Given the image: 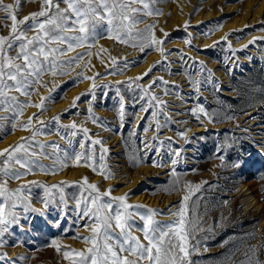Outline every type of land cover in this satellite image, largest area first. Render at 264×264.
Here are the masks:
<instances>
[{
	"label": "rangeland",
	"instance_id": "rangeland-1",
	"mask_svg": "<svg viewBox=\"0 0 264 264\" xmlns=\"http://www.w3.org/2000/svg\"><path fill=\"white\" fill-rule=\"evenodd\" d=\"M2 3L15 6L16 0ZM40 8L41 0H21L14 14L22 20ZM151 8L162 14H138L143 22L133 31L155 25L151 34L162 44L141 51V38L124 44L101 34L90 47L76 48L60 57L68 61L83 54L81 60L59 69L66 74L43 75L30 99L12 93L30 104H41L42 97L48 98L43 101V111L29 106L18 117L0 112V116L8 117L0 120V150L10 149L22 137L30 138L36 132L31 150L40 151L37 142L48 145L54 141L61 150L57 155L63 159L65 150L69 156L85 151L79 147L84 138L81 128H87L91 139L103 141L102 147L107 149L101 161V146H95L96 171L75 166L72 160L61 169L58 163L54 165L55 157L38 155L32 159L50 169L54 166V174L36 168L18 180L8 179L10 190L27 186L23 195L39 211L30 212L28 219L20 221L23 227L13 226L6 234L0 253H7L8 259L0 260V264H8L13 258L16 264H71L63 252L84 250L88 245L83 237L91 234L73 211V196L81 190L77 182L85 177L102 192L111 189L113 197L127 193V203L142 205V212L156 210L154 218L163 223L178 219L172 213L188 195L187 218L204 229L189 240L190 250L200 241L198 251L190 254L192 264H240L245 260L244 253L253 246L264 264V0H156ZM8 15L0 11V36L10 34L12 21L5 18ZM226 35L225 41L222 38ZM148 36L145 32L144 37ZM189 37L191 45L185 43ZM132 43L137 46H130ZM202 66L211 71L213 81H207L208 72L202 71ZM146 72L148 75H144ZM141 76L143 79L136 81ZM153 80L157 83L145 100H140L141 89ZM196 81L201 83L197 85ZM151 96L158 97L160 103L152 101L153 107H149ZM200 107L209 115L215 113L213 122L199 112ZM153 111L156 116H152ZM29 117L33 121L25 129L22 125ZM73 122L79 126L77 129L65 127ZM157 123L161 126L158 131ZM73 131L77 133L74 137L70 135ZM62 135L72 139L73 145L69 146ZM153 137L157 139L153 141ZM145 143L154 147L149 151ZM176 150H180L179 156L174 155ZM43 151L52 154L54 150L45 147ZM145 153L146 162L133 165V157L143 159ZM154 159L163 166H154ZM173 159L178 161L176 165L171 163ZM238 159L246 163L234 167ZM14 167L26 171L19 165ZM102 172H110L111 178L106 179ZM29 181L48 187L63 182L69 205L67 215L54 210L59 205V189L46 194L44 187ZM189 185L193 186L191 190ZM49 198L56 204L45 210L41 201ZM136 224L142 227L138 218ZM134 234L142 239L141 233ZM53 241L60 246L59 252Z\"/></svg>",
	"mask_w": 264,
	"mask_h": 264
},
{
	"label": "snow or ice",
	"instance_id": "snow-or-ice-1",
	"mask_svg": "<svg viewBox=\"0 0 264 264\" xmlns=\"http://www.w3.org/2000/svg\"><path fill=\"white\" fill-rule=\"evenodd\" d=\"M155 2L156 0H41V8L38 12H32L22 20H18L14 14V9L19 10L21 0H16L15 6L3 5L2 0H0V11L8 12L9 15L5 18L12 21L9 36H0V112H11L18 117L23 114V108L29 106L43 111V101L48 98L42 97L41 104H30L26 101H20L18 96L12 93H18L30 99L31 93L35 90V86L40 83L43 75L66 74L60 72L59 69L81 60L83 54H78L68 61H62L60 57L74 51L76 48L90 47L91 42L100 38L101 34H106L107 38L124 44H129L130 41L141 38V51H144V47L162 44V41L157 40L154 34H151L155 25H149L146 29L135 33L133 31L137 24L143 22L138 18V14L145 16L162 14L158 11L153 12L151 5ZM61 4L64 6L61 7ZM133 5H139V7ZM29 32H32L33 35L29 36ZM145 32L149 33L148 37H144ZM222 39L226 41L227 35ZM253 42L250 41V43ZM185 43L191 45V38H186ZM130 46L136 47L137 45L132 43ZM160 51L163 54L162 48ZM11 52L15 54L11 55ZM183 59L184 57L181 55V60ZM201 70L208 72V82L213 81L214 78L210 70L203 66ZM144 75H148V73L146 72ZM141 79H143L142 76L137 77L136 81ZM159 80L161 83L167 84V81H163V78H159ZM132 83H135V81ZM156 83L157 81L153 80L152 84L148 85L146 89H141L140 100H145L148 92ZM195 83L198 85L201 81ZM137 86L139 87V85ZM129 87H131V84ZM165 94H167V91H165ZM76 99L78 100L79 97ZM92 100H95L94 94ZM152 101L160 103L158 97H148L149 107H153ZM73 104H75V101ZM120 109L122 119L124 109L122 96L120 97ZM142 110L148 111L147 108H142ZM191 111L196 115L195 109ZM91 112L90 107V116ZM199 112L203 113L209 122H213L215 113L209 115L203 107L199 108ZM151 114L156 116L157 112L153 111ZM199 118L197 115V119ZM226 118L232 119L233 117ZM6 119L8 117L0 116V120ZM55 119L58 120L59 117ZM32 121L33 117H29L22 127L27 129ZM93 122H96V118L93 119ZM12 126L15 128V123ZM65 127L77 129L79 126L73 122L70 126ZM160 127V124L157 123V131ZM148 130L145 128V131ZM36 131L38 132L39 129ZM56 131L59 133L60 129L57 128ZM81 131L84 133V138L81 140L79 147L85 151L75 152L73 156H69L65 150L63 159L57 155L61 150L60 146L54 141L48 145L37 142L36 146L40 151L31 150L36 132H33L30 138L22 137L21 142L10 149L0 150V157L3 158L0 159V176L5 177V179H0V246L6 243V234L10 233L13 226L23 227L20 224L21 219H28L30 212L39 211L32 207L30 199L23 195L27 186L21 185L20 188L10 190L7 187L8 179L18 180L36 168L41 171H51V174H54V166L50 169V166L42 165L32 157L38 155H44L48 159L55 157L54 165L58 163L61 169L67 166L68 161L72 160L75 166H87L92 168L93 171L97 170L95 146H101L99 157L101 161L104 160V153L107 152V149L102 147L103 141L91 139L87 128H81ZM70 135L74 137L77 133L73 131ZM178 135L184 137L186 133H178ZM62 138L67 139L69 146L73 145L72 139H68L63 135ZM156 139V137H153V141ZM45 147H51L54 150L53 153H45L43 151ZM144 147L150 151L154 144L145 143ZM174 155L179 156L180 150H176ZM218 158L223 160L224 156ZM146 159L147 153H145L143 159L134 156L131 162L133 165H138L146 162ZM81 161H83V164H81ZM177 162L176 159L171 160L173 165H176ZM244 163L246 161L238 159L233 163V166L241 167ZM15 165H19L21 169L26 171L21 172L15 169ZM153 165L163 166L155 159ZM104 167L103 164L100 165L101 169H104ZM172 171L174 173L175 169L173 168ZM101 174L106 179L111 178L112 175L110 172H102ZM77 183L81 190L78 196H73L75 203L73 211L76 212L78 220L84 221L83 226L88 228L91 234L83 237L84 243L88 245L84 250L71 249L63 252L64 258L69 260L71 264H185L186 261L188 264H192L189 259L190 254L198 251L200 241H196V244L192 245L190 250L189 240L194 239L195 234L204 231V229L187 218L186 202L190 198L188 195L183 197L180 208L172 213L178 219L163 223L154 218L158 215L156 210L148 209L146 212H142L140 211L142 205L127 203V193L113 197L111 196V189L102 192L96 184L89 183L86 177L83 178L82 182ZM29 184L44 187L46 194L50 193L52 189H59V205H56L54 210L58 213L63 211L64 215H67L65 210L69 205L63 192V182L60 185L53 184L51 187L39 185L36 181H29ZM192 187L189 185V190ZM196 188L198 189L199 186H196ZM105 197H109V199L105 200ZM41 202L45 210L56 204L55 200L51 198ZM137 218L142 222V227L137 226ZM53 223L59 227V222L54 220ZM134 231L141 233L142 239L140 235H135ZM74 238L79 239L80 237ZM52 243L59 252L61 250L60 246L55 241ZM74 257L78 259H74ZM244 257L245 260L241 261L240 264H262L257 257L255 246L246 251ZM7 259V253H0V260ZM8 264H16L15 258L9 260Z\"/></svg>",
	"mask_w": 264,
	"mask_h": 264
}]
</instances>
